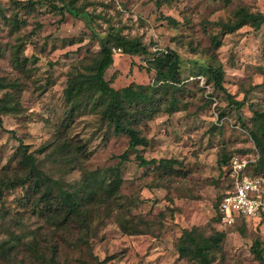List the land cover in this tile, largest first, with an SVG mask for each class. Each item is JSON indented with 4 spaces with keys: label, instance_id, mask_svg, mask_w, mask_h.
<instances>
[{
    "label": "rangeland",
    "instance_id": "rangeland-1",
    "mask_svg": "<svg viewBox=\"0 0 264 264\" xmlns=\"http://www.w3.org/2000/svg\"><path fill=\"white\" fill-rule=\"evenodd\" d=\"M58 1L85 9L92 19L57 8ZM242 6L264 11V0H0V79L12 82L0 84V97L9 93L19 101L17 110L0 121V176L16 172L21 142L29 144L42 169L64 187L82 188L92 171L110 180L113 165H119L122 176L118 194L110 193L109 206L100 207L103 219H95V231L74 229L70 243L38 214L24 210L19 197L25 187L6 191L0 200V239L13 236L23 245V238L39 231L42 245L47 240L60 243V264H98V259H105L102 264H198L181 256L177 247L184 228L197 226L204 234L225 233L212 249L213 264H262L254 247L256 238L264 244V218L223 225L214 206L232 183L230 157L254 159L251 172L261 158L252 130L256 124L264 126V24L256 28V19H249L233 31L222 28ZM110 27L139 37L149 49L127 54L115 48L114 63L105 73L115 88L143 85L142 90L158 94L151 59L165 46L182 58L180 83L169 90L159 87L167 95L166 105L177 97V108L140 123L149 144L129 150L124 161L120 155L128 149L129 135L115 132L92 107L60 131L69 108L68 82L76 71L89 70L100 50L95 32L104 35ZM213 65L222 67V83L235 99L247 94L243 107L230 103L216 84L209 71ZM137 153L177 162L141 166ZM97 190L96 202L109 194L106 186ZM122 223L139 232L124 231ZM61 232L62 237L69 233ZM42 247L49 256L48 244ZM19 254L18 264H44L28 251Z\"/></svg>",
    "mask_w": 264,
    "mask_h": 264
},
{
    "label": "trees",
    "instance_id": "trees-1",
    "mask_svg": "<svg viewBox=\"0 0 264 264\" xmlns=\"http://www.w3.org/2000/svg\"><path fill=\"white\" fill-rule=\"evenodd\" d=\"M15 1L21 3L22 0ZM58 3H61V5L57 6V8L61 10L68 9L89 20L92 19L93 14L85 9L74 6L71 2L58 1ZM54 5L56 6L57 4ZM249 19H256V28H260L264 24V11L254 12L245 6L239 7L235 13V19L224 22L222 28L224 31L230 32L245 25ZM95 34L99 38L100 50L94 57V61L90 63L89 70L76 71L68 82L65 94L69 108L65 112L62 122L63 127L60 131L64 132L68 129L75 117L83 109L92 107L108 120L109 125L114 128L115 132L129 135L128 149L120 155L121 161H124L128 158L129 150H137L138 145L149 144V139L141 134L138 125L146 119L153 118L155 114L162 110L172 111L177 108H174L178 102L177 97L173 96L170 105H166L164 100L167 95L159 93V87L169 90V87L177 86L175 83H180L181 79H179V76L182 58L177 50L171 46H165L151 59L154 67L157 69L155 83L159 86L158 94L147 93L142 90L144 88L143 85H138L140 89H135L132 84L121 89L115 88L105 76L106 70L114 63L115 48H119L127 54L149 53V49L139 37L129 36L121 32L120 29L113 27H110L104 35L98 32H95ZM220 41L219 36L216 35L214 43L219 45ZM209 71L214 77L216 84L227 93L230 103L236 104L237 107H243L247 103V94L242 99L237 100L233 97L232 93L227 91L222 83L223 69L221 66L213 65L209 68ZM11 83V81L7 82L0 79L2 86H8ZM18 104L19 101L9 93L0 97V121H2L3 114L13 110L16 111ZM132 105H134V109H131ZM255 115L256 118H262L257 113ZM252 136L261 149V158L259 162L253 163L254 166L252 164L253 171L251 173L264 176L262 170L264 169V126L256 124V128L252 130ZM65 141L66 146L72 145L70 140ZM75 147L77 150L85 151L84 146ZM16 154L19 155L16 172L13 175L0 176V200L3 199L6 191L18 186L25 187V193L19 197V203L25 207L24 210H27L28 207L32 213H36L42 217L45 224L53 232L60 234V239L63 242H71L74 229L80 228L86 232L95 231L93 222L97 217H100V221L103 219V216L101 218V214L99 213L100 207L102 205L108 207L109 199L112 198L111 194L116 193L115 195H117L119 192L118 188L122 182L119 165H113L110 168V174L115 175L110 180H108L106 175L98 177V172L92 171L90 178L82 188H67L42 169L39 163L41 160L29 149V144L21 142L16 150ZM136 158L141 166L150 165L158 160L167 166H172L177 162L175 158H147L141 153H137ZM231 158L227 161V158L224 157L220 163L224 164L227 161L228 167L231 170ZM233 182L234 178L232 177L231 186L219 199L214 201L218 221H220L221 217L219 210L220 202L224 194L232 187ZM103 186L109 189V194L96 202L97 189ZM107 210L108 213L106 212V214L111 215L112 210L109 208ZM16 213H18V210ZM22 217L20 215L18 218L20 222L22 221ZM244 222L245 220L242 221V224ZM122 228L126 232H139L138 229H128L124 223H122ZM63 230L69 232L67 235L63 234L64 238L61 232ZM33 233L34 235L29 240L23 238V245L17 242L13 236L0 239V259L2 262L4 264L6 262L7 264H18L19 253L24 250L30 252V257L36 258L44 264H60L57 258L60 243L52 242L51 240L46 241L45 245L48 244V248L51 251V254L48 256L42 247L45 245L39 243L38 237L40 232L34 231ZM80 237L82 238V236ZM224 237L225 233L220 230H214L211 234H204L197 226L184 228L177 246L178 251L181 256L195 259L198 264H213L212 249L217 247ZM16 238L21 240L19 236H16ZM83 240L87 241V238ZM254 252L261 263L264 264V244L259 238L255 239ZM104 261L105 259H98L96 263L102 264ZM19 262H23V258Z\"/></svg>",
    "mask_w": 264,
    "mask_h": 264
},
{
    "label": "built area",
    "instance_id": "built-area-1",
    "mask_svg": "<svg viewBox=\"0 0 264 264\" xmlns=\"http://www.w3.org/2000/svg\"><path fill=\"white\" fill-rule=\"evenodd\" d=\"M252 161L255 160L247 156L233 155L231 158L234 182L219 205V222L223 225L264 218V176L251 173Z\"/></svg>",
    "mask_w": 264,
    "mask_h": 264
}]
</instances>
